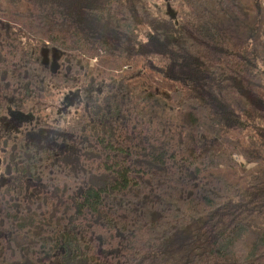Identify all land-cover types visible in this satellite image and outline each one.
<instances>
[{"label":"trees","instance_id":"1","mask_svg":"<svg viewBox=\"0 0 264 264\" xmlns=\"http://www.w3.org/2000/svg\"><path fill=\"white\" fill-rule=\"evenodd\" d=\"M172 2L0 0V113L80 100L0 149V264H264V0Z\"/></svg>","mask_w":264,"mask_h":264},{"label":"rangeland","instance_id":"2","mask_svg":"<svg viewBox=\"0 0 264 264\" xmlns=\"http://www.w3.org/2000/svg\"><path fill=\"white\" fill-rule=\"evenodd\" d=\"M149 1L152 6L160 9L163 14H171L176 10L172 0ZM57 54L55 50H51L44 52L42 58L45 57L46 64H51ZM49 83L38 94L31 93L30 96L24 97L22 102L18 104L20 107L9 106V109L7 108V110L0 113V149L2 145H6L7 141L4 142L5 140L27 133H29V138H34L33 140L36 142H38V139L48 142L49 137H42V132H39L41 128L37 126L38 122L64 128L75 119L80 106L75 88L62 83ZM47 125H41L40 127H48ZM239 161L242 160L239 159ZM6 165L0 159V190L7 188L11 180L10 174L6 173Z\"/></svg>","mask_w":264,"mask_h":264},{"label":"flooded vegetation","instance_id":"3","mask_svg":"<svg viewBox=\"0 0 264 264\" xmlns=\"http://www.w3.org/2000/svg\"><path fill=\"white\" fill-rule=\"evenodd\" d=\"M8 109H9V108H8ZM0 159H1V157H0ZM1 160H2V159H1ZM5 170H6V173H8V174H9V171H7V167H6V169H5Z\"/></svg>","mask_w":264,"mask_h":264}]
</instances>
